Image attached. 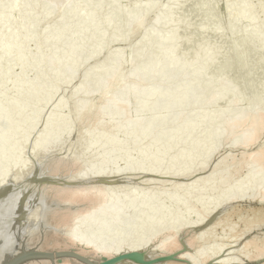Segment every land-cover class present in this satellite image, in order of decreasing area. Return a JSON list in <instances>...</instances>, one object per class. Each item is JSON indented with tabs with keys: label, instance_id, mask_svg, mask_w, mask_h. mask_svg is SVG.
I'll return each instance as SVG.
<instances>
[{
	"label": "bare ground",
	"instance_id": "obj_1",
	"mask_svg": "<svg viewBox=\"0 0 264 264\" xmlns=\"http://www.w3.org/2000/svg\"><path fill=\"white\" fill-rule=\"evenodd\" d=\"M111 1H117V10L119 12L122 1L109 0V2ZM139 1L135 0V3L126 2L125 4L122 2V5H125L128 11H131L138 7ZM176 1L173 4H177L178 2ZM204 1H207L209 4L208 8L211 12L210 7L213 6L215 8V6L209 0H197L196 2L193 0L192 5H186L187 8L181 7L182 9L188 10L194 8L196 12H199V18L204 20L200 24V28H205L207 31V34L203 37L204 40H197L198 32L195 34L191 32L194 22L192 15L186 20L187 23L185 25H178L180 19L183 18V15L178 12V10L182 11L181 8L175 11L171 8L168 10L161 8L159 10L164 14L165 12L174 13V16L171 17L173 22L171 24L168 22L165 24V26L168 25L167 29H170L168 38L170 42L165 43V45L147 49H140L135 45H130V50L134 54L128 65L121 68L118 67V57L109 55L105 58L106 69L95 80L88 79L86 75L91 71L92 65L101 59L85 54L75 56L76 61L83 66V73L85 74L78 82V88L82 91L79 99L81 101L82 99L85 100L88 92L94 98L88 100L85 104H81L77 115L71 114L67 117L66 125L68 127L65 130L44 136L36 148V153H33V156L28 152V148L26 149L24 147L11 155L9 160L15 159L18 154H23L24 160L28 162L27 164L29 166L27 165V169L21 174V181H18V177H15L10 172L15 167L16 163L14 161L8 163L10 161L7 160L4 167L0 169V264H12L14 261H17L14 264H86L80 260V257H85L90 260L98 255V253L110 257L117 252L124 253L130 250L142 252V255L146 259L140 261L134 258H126L116 264H200L207 261L209 256L205 255L203 251L204 246L195 248L197 245L196 234L204 228V222L187 226L181 223L180 220L167 217L165 220L160 221L161 224L156 231L148 233L147 229L154 222H158L154 218V212L152 213L151 211L143 214L145 216L151 213V218L142 227L143 232L145 231L144 235H147L148 238L145 241L135 243V246L122 245L109 248L108 250L100 247V245L92 244L89 240L73 237L75 236L73 231L77 224L82 223L84 218H95L92 212L98 208L100 211L101 207L105 208L108 203L119 201H148L153 199V197H148L149 194L147 193L142 194L138 199H132L129 194L112 195V187L108 185L109 183L121 180L126 181L136 175H145L148 172L146 164H142L140 167L131 166L135 162L134 159L122 157L118 154V151H129L130 149L143 150L147 153V159L152 160L154 157H159L158 150L171 138V135H173L172 131H177L185 125L195 126L201 117L205 118L202 132L203 138L213 130L217 131V137L212 143L208 144L205 155L222 153L224 151L225 138L229 142L239 139L240 144L236 151L243 155L241 159L242 165L240 164L239 168L247 165L249 170L245 177L248 176L251 178L248 184L240 186L235 192L225 195L219 201H213L206 208H202L200 204L190 205L191 201H187L190 197L186 194L183 201L172 205L169 211L174 213L178 210L183 213V217H186L187 214L190 215V213H200L202 214L203 220H205V218H208L218 208L224 210L237 207L241 202H255L257 208H254L256 211L253 213L251 222L264 217V139L262 138L264 134V72L256 80H252L248 76L244 77V85L246 87L252 85L255 88V91L249 94L247 106L244 109L238 107L241 93L235 90L228 110L222 112L217 118L211 119L208 113L201 115L200 111L203 107L211 104L215 98H220V93L227 85V82H229L227 75L229 68L224 67L222 74L216 77V74L219 73V71H216L221 67L219 60L206 63L205 65L199 64L201 70L205 74H208L210 79L217 80V93L196 102L190 110L177 115L161 118L149 116L135 126L130 122H126L128 129L126 133L117 137L104 149L103 164H92L93 159L98 154V149L103 146L110 135L117 133V124L129 112L136 109L139 101L147 103L149 100L155 98L156 93H159L160 96L154 99L156 104H166L170 110H175L185 105L184 101L179 99L181 94L189 98H195L201 92H208V87H202L201 81L196 80L192 84L193 70H190L183 78H179L181 68L180 70H175L174 68L180 67V65L179 63L170 64L167 60L170 55H174L179 60L187 61H191L195 56H200L204 53L207 54V58L205 59H208L210 56H219L221 58L223 55H228L232 49L236 50L238 44L236 38H242L248 41L244 46L245 48L241 50H245L248 55L253 53L252 60L246 66L264 68V61L260 62L264 59V13L257 16L259 21L251 30H245L243 32L240 29L244 23L249 21L252 13L250 10H245V4L251 1L253 6H259L260 4V8L264 9V0H239L237 1L238 3H235L241 6L240 10L243 17L236 36L227 39L229 43L227 44L229 47L227 49L230 50L228 51L226 49L223 52L220 49L225 47V45H218L216 43V41L220 43L221 40L214 39V41L212 39L214 35L212 36V23L210 21L215 16V13L208 16L199 11H202L204 8ZM85 2L86 0H73L74 7L82 6ZM67 3L68 0H32L20 11V14H25V12H28L34 6L38 10H42L41 12H44L48 10L49 6L51 10L54 5H59L60 10L55 14V17L56 19H63L64 17H61V14L68 12ZM155 3L152 2L151 4ZM4 5H9V7H3L2 10L5 12L9 13L14 10L15 4L13 0ZM98 7L97 10L102 9L100 11L103 12L101 14L103 15L102 17L110 13L105 12L106 5L101 9ZM159 10H150L147 8L139 18L131 20L128 26L127 41L129 42L134 32L142 30L141 25L145 19L147 21L152 14H155ZM229 16L232 17L231 14ZM94 18L89 19L90 25L85 26L83 29L92 30V28H96V24L93 21ZM37 20L40 21L39 17H37ZM0 24H2L1 20ZM158 25L160 26L158 23L154 24L148 32L146 31V39L153 37L152 32L155 30V27H159ZM217 25V22L213 23L215 28H217ZM4 27L7 30L4 33L0 32V34L6 40H10L14 26L7 25ZM183 31L186 32L178 37L176 36V33ZM257 31L259 32L258 37L251 38V34ZM70 35L71 32L67 33L58 44L64 42ZM180 40L181 43H179ZM91 43L94 44L95 41L88 43L85 48L89 49L88 46ZM193 43L201 45L198 49H194L189 53L190 56L185 53V46L188 44L192 46ZM250 44L251 46L254 44L253 48L249 47ZM69 53L73 54V51L70 50ZM182 56L189 58L184 59ZM232 58L233 62H235V56ZM160 64L162 66L158 67ZM246 66L240 67L237 65L240 70L245 69ZM157 70H159L160 74L151 78ZM56 71L66 76L68 80L73 78L67 68H58ZM129 71H139L140 75L133 81L130 89L125 90L123 88V82ZM11 79L12 77L9 72L0 73V84L8 82ZM158 80L163 81L161 88L155 90L150 97L148 95L145 97V90ZM100 82H104V84H101L99 87ZM89 83L93 85H89ZM170 84H172V87L170 90H167ZM177 87L178 90L176 91L175 89ZM61 89L62 87L60 89L56 88L55 93L60 92ZM129 91L137 94V98L130 103L125 101ZM168 97H171V99L169 100ZM177 102H179L180 106L173 107V104ZM16 109L21 116H26L30 112L28 106H18ZM184 118H187L188 122L181 123L180 121ZM86 119L89 121L88 125H83V121ZM150 119L156 122L149 123ZM174 120H177V122H172ZM25 122V119H18L12 123H9L7 118L0 119V145L7 140L9 143L10 136L18 133ZM74 123L77 124V129H74V135H71L70 132L72 133ZM94 127L102 129L103 133L99 136H94L92 134V128ZM158 127H166L168 131L161 136H157L156 129ZM208 127H210L209 130H206ZM238 129L242 132L239 133L237 131ZM147 133L153 134L148 140L137 143L136 140L132 139L134 135ZM58 134H65V137L63 136L64 138L60 142V146L52 147L50 145V149L43 150L41 147L43 143L50 137ZM85 135H88L87 138L89 139L87 141L82 140V137ZM29 136L28 134L27 137ZM196 142L197 140L195 138H190L188 144L181 148L183 154L189 152ZM228 152L229 150L226 151V153ZM172 154L173 152L169 153V156ZM207 159L201 162V167H204ZM0 160H2L1 157ZM119 161H123L125 164L120 167L116 166ZM228 166L229 162L227 161L217 162L205 179L207 182L224 179ZM189 172L183 170L181 174L187 176L191 173ZM144 182L143 179H140L135 182L134 187L141 186ZM129 205H133V202H130L126 206ZM184 205H190V210H184ZM157 206L149 207L150 209H156ZM18 207L25 208L24 212L16 214L18 213ZM118 214L121 215L122 213ZM162 215L156 217L160 219ZM76 219L78 220L77 222ZM34 221L36 222L33 224ZM216 225L215 223L211 227L213 228ZM188 229L190 230L187 231ZM184 234H187V237L182 241V235ZM24 235L32 237L33 239L25 242V247L22 242L18 246V243H16L17 240L19 242V239L24 237ZM28 242L36 249L44 251L32 254L28 251L26 252L24 249L29 250V246H31ZM254 245V251L250 258L258 261L256 264H264V240ZM147 259H151V262Z\"/></svg>",
	"mask_w": 264,
	"mask_h": 264
},
{
	"label": "rangeland",
	"instance_id": "obj_2",
	"mask_svg": "<svg viewBox=\"0 0 264 264\" xmlns=\"http://www.w3.org/2000/svg\"><path fill=\"white\" fill-rule=\"evenodd\" d=\"M11 0H1L0 5H4L7 2ZM20 0H13V3L15 5L20 4ZM32 1V0H31ZM30 1V2H31ZM88 1L82 5V6H76L74 7L73 0H68L67 8L68 12L65 14L66 17H70L74 20H85V19H91L94 18V22L96 24V28H92V30H86L83 29L82 26H76L73 24L72 21L66 20L64 22L63 19H56L54 16L53 19L45 24L43 28L50 30L53 34L49 37L45 38L44 40H35L33 43H28L26 48V42L21 41V45H19V48H16L15 50L9 47L8 42L13 39L18 38L19 30L21 29L22 25L21 23L26 20V18L33 12L34 9L37 8L32 7L28 12H25V14H20V11L25 8V5L22 9H18L14 5V10L12 12H5L4 10H0V14L3 15H13V21L6 22L5 25L2 22L0 24V32L4 33L6 27L4 26H10L13 25V34L15 33V37L10 40H6L4 36L0 34V55L3 57L0 59V67L7 68L6 72H9L11 74L12 79L8 82L0 84V119L7 118L9 123H12L18 119H25L26 122L20 129V131L14 135H11L8 140L4 142L2 145H0V157L2 160H0V169L4 167L5 163L11 155L15 154L19 151L20 148H30L31 147H37L41 141V139L48 135L57 133L60 131H63L68 127L66 125V119L69 115L75 114L77 115L78 110L81 107V104H85L88 102V100H92L94 97L91 95V93H87V97L85 96V100L79 99V97L82 95V91L78 88V82L80 79L85 75L83 73V66L76 61L75 56L78 54H85L87 56H93L98 59L104 60V61H97L94 63L91 67V71L86 75V77L90 80L97 79L106 69L107 65L105 63V58L109 55L117 56L118 57V67L121 68L123 66L128 65L129 61L127 57L131 54H134L130 50V45H135L140 49H147L152 47H160L165 45V43L170 42L168 40L170 35V29L168 28V25L165 26V24L172 23V16H174L172 13H166L156 11L155 14H152L147 22V28L142 27V30L136 31L133 33L131 39L129 42L127 41V35H128V26L130 24V21L126 23L125 29L126 32L121 38H116L115 34L118 32L120 27L122 26V23H120L119 18L113 19L111 17V13L105 15H101L103 12H100L101 10H97L96 8H89ZM120 1V0H118ZM123 4L126 2L135 3V0H121ZM145 0H140L138 2V7L134 10L128 11L125 5H122V2L120 3V10L118 12L119 17L124 16L126 19H130L128 16V13H135L142 5V3ZM165 0H152L151 3L156 2L163 4ZM176 0H173V3ZM211 4L216 3L218 0H209ZM220 1V0H219ZM230 0H227V2ZM239 1L235 0L232 4H234ZM180 5H182L183 8H187L186 5L188 4L187 0H178L176 1ZM226 2V3H227ZM150 3V4H151ZM169 3V2H168ZM226 3L219 9L217 8H211V12L215 13V16L211 19L210 23L211 25V32H213L216 28L213 26L214 22H217L215 20L216 15H219L217 19L225 20L231 18V16L227 15L228 9H224V6L228 7ZM238 3V2H237ZM236 5V4H235ZM259 6H253V3L247 2L245 4V10L252 11L250 19L248 22L244 23L242 27H240L241 31L245 32L248 30H251L259 21L257 19V16L261 13H264V9L260 8ZM58 7V11L60 10L59 5H54L51 8V11ZM1 8V6H0ZM3 9V8H2ZM163 9V8H162ZM97 10V11H96ZM182 11L178 10L180 14L185 13H191L193 12L194 8L192 9H182ZM50 11V10H49ZM57 11V12H58ZM200 11V10H199ZM196 12V11H194ZM44 12L40 11V14H38L33 19V25L31 29V33H34L36 30H39L41 26L43 25V14ZM126 13V14H124ZM143 14V13H142ZM141 14V15H142ZM253 14V15H252ZM110 15V16H109ZM192 15V14H191ZM37 17H39L40 21L37 20ZM111 17V18H110ZM99 20V22H97ZM198 20V21H197ZM196 21L199 23L204 22L202 18H198ZM111 22L110 26L104 27L103 24L106 22ZM122 21V20H121ZM196 22V23H197ZM37 24L35 26L34 24ZM160 24L159 27H155V33L152 32V38L146 39L145 34L146 31L150 29V27L154 24ZM195 23V24H196ZM119 24V25H118ZM72 25H74L72 27ZM90 25V23L88 24ZM193 25V24H192ZM46 26V27H45ZM87 26V25H86ZM67 28V32L65 34H61L60 37H57L55 31L58 29ZM65 30V29H64ZM71 35L66 38L64 42L61 44H58L59 41L67 34L70 33ZM137 32L140 34V40L138 43L134 44V38L133 37ZM191 32H194V29L191 28ZM96 34L95 39L91 40H101L104 41V36L108 37L105 39L104 43L102 44L105 51L100 55H94L89 54L85 47H82V49H78L77 46H71L66 52H61V47L64 46L69 41H77L80 37L86 34ZM4 37V38H3ZM10 41V42H11ZM88 42V43H90ZM87 43V44H88ZM181 43V40L179 41ZM96 44V42H95ZM101 46V43L99 44ZM99 45L93 47L97 48ZM195 44L193 43L192 46L190 44L186 45L185 49L187 50L190 47H193ZM199 46V45H198ZM30 51V53L26 54V57L28 60L30 59V56L39 58L41 54L47 53H53V57L49 59L47 62L50 66H52V69L47 71L46 68H40V64L38 63H31V66H29L26 62H23V59L25 57V53L21 51L22 49ZM92 48V49H93ZM197 47L195 46L194 49ZM237 48V47H236ZM43 50V52L39 53V50ZM193 49V50H194ZM13 50L16 54H18V57L15 56L16 60L7 61L8 59H4L10 56V54H13ZM46 50V52H45ZM70 50L73 51V54L69 53ZM193 50L187 52L186 54L190 55ZM234 49L228 53V55H223L221 58L219 56L212 57L210 56L208 59L207 54H202L200 56H195V58L191 61L187 60H179L174 55H170L168 57V61L170 64H176L179 63L180 65V73L179 78H183L185 75L189 73L190 70H193V83L197 81H201L202 87L207 86L208 92H201L197 97L195 98H189L186 97V95L181 94L179 99L184 101L185 105L175 109L170 110L166 104L157 105L155 100L157 97L160 96L159 93L155 94V98L153 100H149L147 103H142L139 101V103L136 106V109L129 112L122 120H120L119 124H117V133L110 135L109 138L106 140V142L103 144L102 147L98 149L97 156L93 159L92 164H103V153L105 152L104 149L117 137L123 135L126 133L127 125L126 122H130L132 125H138L140 122H142L145 118L149 116H155L156 118H161L165 116L170 115H177L181 112H178L179 109L187 107L188 111L191 109V107L196 103L194 101L203 100L206 97L213 95L214 93H217V87L218 82L215 79H210L208 74H205L203 70H201V67L199 64L205 65L206 63H211L212 60H219L220 61V69H218L216 72L219 71V73L216 74V77H219L222 74V69L224 67H228L229 70L227 71V75L230 80H237L239 86L235 89L240 91V98L238 102V107L240 109H244L247 106V99L249 94L255 91V88L252 85H249L252 87V92L248 91L249 87L244 85V77L248 76L252 80L258 79L262 73L264 72V68H254L250 67L252 71H255L257 73H260L259 75H256L257 78H252L251 74H244L242 70H240L235 62H233V53ZM158 55V54H157ZM133 56V55H132ZM191 56V55H190ZM159 58V57H158ZM184 59H188L189 57H184ZM200 58V59H199ZM227 59L228 61L222 65L221 61ZM264 59H262L260 62H263ZM31 62V61H29ZM102 63V65H99ZM30 64V63H29ZM44 67H47L45 64L42 63ZM94 66L97 67L98 75L94 76ZM33 67V69L31 68ZM117 67V68H118ZM58 68H67L69 69V72L72 74L73 78L71 80H68L66 76L61 74L59 71H56ZM236 75L232 78L229 76V72L232 70H236ZM26 70V71H25ZM184 71L186 73L184 74ZM3 73V72H2ZM34 73V74H33ZM33 74V75H32ZM159 70L155 71V73L151 76V78L159 75ZM184 74V75H183ZM140 75L139 71H129L124 79L123 82V88L125 90H129L133 81ZM250 75V76H249ZM23 76L24 79H20ZM132 76H134L132 78ZM77 79V83L71 84L73 79ZM132 78V79H131ZM235 80V81H236ZM22 86V87H20ZM229 83L223 88V91L220 93V98H215L211 104H208L207 106L203 107L200 111L201 115H204L205 113H208L209 118L214 119L220 116L222 112L225 110H228L229 104L233 98V92L234 89L231 91L232 98L226 99V91L228 89ZM10 87V88H8ZM61 89L60 92L55 93V89ZM172 85H168L167 90H170ZM248 92V93H247ZM126 102H132L137 97V94H134L133 92H128L126 95ZM62 98V99H61ZM8 101H10L8 103ZM170 100L171 97H168ZM219 99V100H218ZM218 100V101H216ZM52 102L50 107L48 109H45L44 107L48 104V102ZM8 103L7 106V112L5 111L4 107H1ZM18 106H28L30 109V112L26 116H21L20 113L17 111L16 107ZM43 110H45L44 116L46 118L43 125L37 124L40 119L43 117ZM39 111H41L39 113ZM6 112V113H4ZM42 114V115H41ZM44 118V119H45ZM88 120L83 121V125H88ZM205 124V118L201 117L195 126H188L185 125L182 128L178 129L177 131H172L173 135H171V138L164 144V146L160 147L159 157H154L152 160H148L143 150L139 149H130L129 151H118V154H120L122 157L127 158H133L134 163L131 164V166L140 167L142 164H146L148 172L145 175H136L128 180H121L118 182H111L108 185L112 187V195L119 196L123 194H129L132 199H138L142 194L147 193L149 194L148 197H153V199H150L148 201H173L176 202L175 204L179 203L180 201H183L184 196L187 194L189 195V199L187 201H191V204H200L202 208H206L207 206H210L213 201H219L222 197H224L227 194L235 192L240 186H245L248 184V181L251 177H245L249 167L247 165L242 166L239 168V165L242 163L241 159L243 155L236 151L237 147L240 144L239 139L232 140L231 142L228 141L227 138L224 142V151L220 154L211 153L210 155H205V151L208 148V144L212 143L216 137H217V131L213 130L211 133H209L205 138L202 137L203 132V126ZM37 127H36V126ZM77 124L74 123V128L72 130L71 135H74L73 131L74 129H77ZM29 126V131L24 135L23 129ZM76 127V128H75ZM168 131V128L166 127H158L156 129L157 136H161L165 134ZM239 133L242 131L240 129L237 130ZM75 132V131H74ZM103 133V130L100 128H92V134L94 136H99ZM30 135L27 137V135ZM91 134V133H90ZM153 135V134H152ZM150 133L147 134H139L134 135L132 139L136 140L137 143H140L144 140H148L152 136ZM88 135H85L82 137L83 141H87L89 138H87ZM211 137H213L212 140H209ZM190 138H195L197 142L193 145V147L189 150V152L184 153L181 151V148L186 146L189 142ZM264 139V134L263 137ZM8 143V144H7ZM31 143V145H29ZM176 148V149H175ZM229 150L228 153L226 151ZM173 152L171 156H169V153ZM100 157V158H99ZM207 159L206 164L204 167H201V162L203 160ZM96 160V162H95ZM219 161H227L229 162V166L227 170L225 171V178L224 179H217L213 182H207L205 177L213 170V167L215 164ZM125 162L119 161L116 166L120 167L123 166ZM242 165V164H241ZM185 170L190 171L189 175H182V171ZM140 179H143L145 182L138 187H134L135 182L139 181ZM179 189V191H177ZM161 202V206H165L166 211L163 213L162 218L157 219L159 223L155 226L149 227L148 233L154 232L159 228V225L161 224L160 221L165 220L167 217H172L174 219L180 220L181 223H184L187 226H193L199 223L204 222V228L196 234V247L198 246H204V252L205 255L209 256V259L203 263L200 264H256L258 261L252 260L250 257L252 256V253L254 251V244L263 242L264 240V217H262L259 220L251 222V218L253 216V213L256 211L257 208L255 206V202H241L239 206L234 208H227L222 210V208H218L214 212H212L208 218H205L203 220L202 214L200 213H190L186 215V217H183L180 211H175L172 213L169 211V208L172 205L166 206L164 203ZM174 205V204H173ZM190 205L185 206L184 210H190ZM154 206V205H149ZM157 206V205H155ZM25 208L22 209V207H18L17 211L20 214L23 213ZM222 210V211H221ZM168 212V213H167ZM166 215V216H165ZM225 215V216H224ZM165 216V217H164ZM151 218L150 214H147L143 216L144 225L147 223V221ZM202 218V219H201ZM203 220V221H202ZM157 223V222H156ZM217 224L215 227H211L213 224ZM211 227V228H210ZM194 228V227H193ZM188 229L187 231H189ZM193 230V229H192ZM187 233V232H186ZM35 237V236H34ZM187 237V234L182 235V241H184ZM21 239H23L21 241ZM19 239V242L17 240V245H21L23 243V246L25 247L24 243L27 241H30L33 239L32 237H29L27 235H24ZM22 242V243H21ZM29 245L31 243L28 242ZM35 246V245H34ZM135 246V245H130ZM30 248V249H29ZM29 250H26V252H30L32 250V253H37L44 250H38L33 245L29 246ZM188 250V248L186 247ZM35 250V252H33ZM192 250V249H191ZM20 254V253H19ZM37 256V255H35ZM39 256V255H38ZM48 258V257H47ZM199 262V261H198Z\"/></svg>",
	"mask_w": 264,
	"mask_h": 264
},
{
	"label": "water",
	"instance_id": "obj_3",
	"mask_svg": "<svg viewBox=\"0 0 264 264\" xmlns=\"http://www.w3.org/2000/svg\"><path fill=\"white\" fill-rule=\"evenodd\" d=\"M30 1L31 0H20L19 1L20 4H18L19 5L18 9H22ZM151 1L152 0H145L142 3L141 7L135 13H133V12L132 13H128L129 14L128 16L130 17V19H126L124 16H122V17L120 16L119 17L120 14H118V10H117V1L109 2V0H89L88 1V6H89V8H93V9L96 8L97 6H99L98 8L101 9V8H103V6L106 5L105 12H107V13L110 12L111 13L113 11L111 13V17L113 19H118L119 18L120 23H122V26H118V28L120 27V29L115 34V37L119 39L126 32V29H125L126 23H128L129 20H133V19L139 18V16L147 9L146 5L150 4ZM194 1L196 2L197 0H194ZM234 1L235 0H230V1L227 2V0H220V1L218 0V1H216V3H214V6H215V8L219 9L218 7L221 8L227 2L226 5L228 7L224 6V9L227 10L229 7H231L233 5L232 3ZM187 2H188V5H190V4L192 5L193 0H187ZM204 3H205V6L202 9V11L200 10V12L204 13V14H206L208 16H211L212 12L209 11V8H208L209 4L207 3V1H204ZM163 4H173V0H165ZM240 7H241L240 5L236 4V5L232 6L230 9H228L227 15H229V14L232 15L230 20L227 18L225 20L220 21L221 19H217L218 17H220L219 15H216L217 17H215V20L217 21L218 25H217V28L213 31L212 36L213 35L214 36L212 37V39L213 40L215 39V40H218V41L221 40L220 43H218L216 41V43L218 45H221V44L225 45V47L220 49V51H222V52L224 50H226L227 48H229L228 45H227V44H229L227 39L234 38V36H236V34H237L238 28L240 26V23H241L242 17H243L242 14H241ZM2 8L3 7L1 6L0 10H2ZM49 10H50V6H49L48 10L45 11V13L43 14V25L41 26V28L39 30H36L34 33H31V29H32V25H33V19L38 14H40V11H42V10H40L39 12H37L36 9H34L33 12L26 18V20H24L21 23L22 27L18 31L19 32V34H18L19 37L13 39L15 37V35H16L15 33L13 34V38H12L13 41L10 40L11 42L10 41L8 42L9 47L15 50L16 48H19V45H21V43H22L21 41L23 40V41L26 42V48H27V44L28 43H33L35 40H44L45 38H47L50 35H52L53 33L50 30L43 28V26L53 19V17L55 16V14L58 11V7L54 8L52 11L51 10L49 11ZM194 11H196V10L194 9L193 12H191L189 14L188 13L182 14L183 18L180 19V22H179L178 25H185L187 23L186 20L189 19L191 14H192V16L194 17V22H193V25H192V28L194 29V33L193 34L198 32L197 40L200 39V41H201V40H204L203 37L207 34V31H206L205 28H202V27L200 28V25L197 22L198 20L197 21L195 20L196 18H199V16H198L199 12H194ZM11 14L8 15V16H6V15L2 16L0 14V19L4 23L3 25H5V23L7 21L11 22V21L14 20L13 19V15H11ZM124 14H126V13H124ZM66 16L67 15H65L64 12L61 14V17H64V22H66V20L72 21L73 24L76 25V26L84 27V26H86V25H88L90 23L89 19L88 20L85 19V20H79L78 21V20H74V19H72L70 17L67 18ZM192 21H193V19H192ZM34 25L37 26L36 23ZM74 25H72V27ZM110 25H111L110 21L109 22L107 21L105 24H103L104 27L110 26ZM178 25H177V27H179ZM65 32H67V28L56 30L55 31V34L57 35L56 39H57V37H60V35L62 33L65 34ZM184 32H186V31L178 32V33H176V36L178 37V36L182 35V33H184ZM140 34L141 33L137 32L133 36V37H135L133 39L134 40V42H133L134 44L138 43V41L140 40ZM258 35H259V32L257 31L254 34H251L250 37L251 38H256V37H258ZM95 37H96V34L91 33V34L83 35L82 37L77 39V41H69L64 46L61 47L62 49H61L60 53L66 52L69 48H71V46H77L78 49H82V47L87 45V43L90 42L91 40L95 39ZM103 38H104V41H105V39H107L108 37H106V35H105ZM236 39L238 41L237 42L238 44H237L236 50L233 51V53L235 55V63L238 66H240V67H245L246 64L250 60H252L253 53L249 54L250 55L249 56L248 53L245 52V50H243V51L241 50V49L245 48L244 46H245L246 42L248 41L247 39H242V38H236ZM104 41L102 42L101 40H98V39L95 40L96 44L95 43L94 44L91 43L88 46V48H89V50H87L88 53L100 56L105 51V49H104V47L102 45L104 43ZM100 43H101V46L99 45ZM0 44H1V41H0ZM217 44H215V45L217 46ZM97 45H99L97 48H93V47H95ZM200 45L201 44H199V46H198V44H195L193 47L188 48L186 51L189 52V51L193 50L195 48V46L197 47L196 49H198L200 47ZM253 46H254V44L252 46H251V44L249 45V47H252V48H253ZM20 48L22 49L21 51H23L25 53V57L23 59V62H26L29 66H31V63H33V64L38 63V64H40V68H46L45 70H47V71L52 69V66H50L47 61L53 57V55H54L53 53H47L46 50H45L46 54H41L39 58L30 56L31 60H28L27 57H26V54L30 53L32 50L27 51V50L23 49L22 47H20ZM14 50H13V54H10L9 57L4 58V59H8L7 61H10V62H11V60L15 61L16 60L15 56L18 57V54H16L14 52ZM165 50H167V49H165ZM40 52H43V50L42 49L39 50V53ZM132 55L133 54L129 55L127 57V59L130 60L132 58ZM2 58L3 57L0 55V59H2ZM29 61H31V62H29ZM101 61H104V60H101ZM215 61H216L215 59L212 60V62H215ZM227 61L228 60L225 59V60L221 61V64L224 65ZM42 63L45 64L47 67H44L42 65ZM99 65H102V63H100ZM161 66L162 65L160 64L158 67H161ZM31 68L33 69V67H31ZM6 69L7 68L0 67V73L6 72ZM174 69L175 70H178V69L180 70V67L178 66V67H176ZM97 70H98L97 67L94 66V71H95L94 72V76L95 77L99 74ZM236 71L239 72L238 69H236L234 71L231 70L229 72L230 73L229 76L231 75L230 76L231 78H232V76L234 77L236 75ZM242 72L244 74H247V75L251 74L252 78H257L256 75L260 74V73H257L255 71H252V69L248 65L246 66L245 69L242 70ZM185 73H186V71H184V74ZM133 77L134 76H132V78ZM20 79H24L23 76ZM77 79L78 78H76V79L74 78L73 81H71L72 82L71 84L73 85L74 83H77ZM24 80H26V79H24ZM235 80L234 81L230 80L229 82H227V83H229L230 86H228V89L226 91V99L232 98L231 91L233 89L235 90L239 86L238 81L237 80L235 81ZM162 82H163L162 80H158V81L154 82L150 87H148L145 90L144 96L147 97V95H148V97H150L151 94H153V92H155V90L161 88V85H162L161 83ZM101 84H104V82H102V83L100 82L99 83V87L101 86ZM89 85H93V84L89 83ZM248 87H249L248 91L252 92L253 88L250 87V86H248ZM8 88H10V87H8ZM175 90L177 91L178 87ZM8 100L9 99H7V101ZM198 100H196L194 102H198ZM9 102L10 101H8V103ZM8 103L7 104L4 103V105L1 106V107H4L6 112H7ZM51 104H52V102L50 103V101H49L48 104L44 108L48 109ZM177 106L178 107L180 106L179 102L173 104V107H177ZM185 110H187V107L179 109L178 112L185 111ZM6 112H4V113H6ZM42 113H43V115L42 114L41 115L43 117L37 123L38 125L39 124L43 125V123L46 120V118L44 116L45 110H43ZM150 122H156V121L150 119L149 123ZM172 122H177V120H174ZM180 122L181 123H186V122H188V119L184 118ZM3 123H5V122H3ZM209 128L210 127H208L206 130H209ZM29 129H30L29 126H26L23 129L24 135L29 131ZM64 135L65 134H58L56 136L50 137L48 140H46L43 143V145L41 147L43 148V150H46V149H50L49 148L50 145H52V147L60 146V142L65 137ZM212 139H213V137H211L209 140H212ZM29 145H31V143H29ZM36 148L37 147H31V149L30 148L27 149L28 152L31 154V156H33V153H36ZM9 161L10 162H8V163H11L13 161H14V163H16L15 167H13L10 172H12L15 177H18L17 178L18 181H21L22 180L21 174H23V172H25V170L27 169L26 166L28 165L27 164L28 162L26 160H24L23 154H18L15 159L9 160ZM95 162H96V160H95ZM113 167H115V166H113ZM109 168H112V167H109ZM100 171H102V170H100ZM104 171H108V170H104ZM14 184H16V182H14ZM130 202H133V205L126 206ZM161 202H163V201H136V202L135 201H124V202L123 201L122 202L119 201V202L108 203L105 208L101 207L102 210L100 209V211H99V208H98V209H96L95 211L92 212L95 215V216H93L95 218H92V219H89V218L85 219L84 218L82 223L77 224L75 229H74V231H73V234L75 235L73 237L74 238L78 237V238H83L84 240H89V241H91L92 244L100 245V247L108 249V250H109V248H115L117 246L119 247V246H122V245H134L135 243H139L141 241H145V240H147L148 237H147V235H144L145 231L143 232V230H142V227L144 226L143 214L144 213H148V212L151 211L152 213L154 212V215H155L154 218L158 219L157 217H160L166 211L165 206L164 207L160 206ZM123 203H125V204H123ZM163 203H164V205L169 206V205L175 204L176 202L165 201ZM166 203H169V205L166 204ZM149 205H154V206L155 205H159V206H157L156 209H150ZM118 213H122V214L119 215ZM114 215H116V216H114ZM77 221L78 220L76 219V222ZM35 222L36 221H34L33 224ZM158 223H159V221L157 223L155 222V224L152 227H155ZM29 253L32 254V252H29ZM38 254H40V253H38ZM41 255H44V254H41ZM77 256L79 257V255H77ZM126 258H134V259H138L140 261H144L146 259V257H144L142 255V252L136 251V250H130V251H126L124 253L117 252L115 255L110 256V257H107L105 255H101L100 253H98V255L94 256L93 259L89 260L88 258L80 257V260L84 261L86 264H116L120 260L126 259ZM147 260H149L151 262V259H147ZM15 262H17V261H14L12 264H14Z\"/></svg>",
	"mask_w": 264,
	"mask_h": 264
},
{
	"label": "snow or ice",
	"instance_id": "obj_4",
	"mask_svg": "<svg viewBox=\"0 0 264 264\" xmlns=\"http://www.w3.org/2000/svg\"><path fill=\"white\" fill-rule=\"evenodd\" d=\"M0 6H2V7H9V5H0ZM15 7L18 8L19 5L17 4V5H15ZM146 7L148 9H150V10H159L161 8H163L164 10H168L169 8H171V9H173L175 11L176 9L181 8L182 5H180L178 3L177 4H160V3H155V4H148V5H146ZM141 26L144 27V28H147L146 19H145V21L142 22V25Z\"/></svg>",
	"mask_w": 264,
	"mask_h": 264
}]
</instances>
